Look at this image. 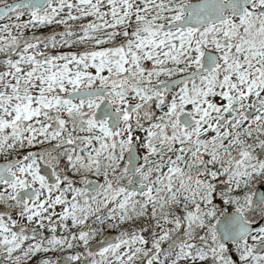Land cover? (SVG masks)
Segmentation results:
<instances>
[{
	"label": "snow or ice",
	"instance_id": "obj_1",
	"mask_svg": "<svg viewBox=\"0 0 264 264\" xmlns=\"http://www.w3.org/2000/svg\"><path fill=\"white\" fill-rule=\"evenodd\" d=\"M0 264H264V0H0Z\"/></svg>",
	"mask_w": 264,
	"mask_h": 264
}]
</instances>
